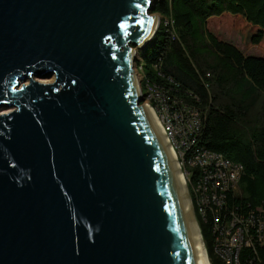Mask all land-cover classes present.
Listing matches in <instances>:
<instances>
[{
    "label": "water",
    "instance_id": "obj_1",
    "mask_svg": "<svg viewBox=\"0 0 264 264\" xmlns=\"http://www.w3.org/2000/svg\"><path fill=\"white\" fill-rule=\"evenodd\" d=\"M158 1L0 0V264H194L137 73Z\"/></svg>",
    "mask_w": 264,
    "mask_h": 264
},
{
    "label": "trees",
    "instance_id": "obj_2",
    "mask_svg": "<svg viewBox=\"0 0 264 264\" xmlns=\"http://www.w3.org/2000/svg\"><path fill=\"white\" fill-rule=\"evenodd\" d=\"M155 14L163 21L136 64L143 94L158 88L169 103L177 99L201 113L200 146L244 168L239 191L228 195L227 212L259 216L264 211V57L220 40L213 23L231 15L230 28L240 30L246 48L264 47V0H160ZM196 217L211 264H225L215 250L211 219ZM254 240L253 248L242 250L241 264H264V245Z\"/></svg>",
    "mask_w": 264,
    "mask_h": 264
},
{
    "label": "built area",
    "instance_id": "obj_3",
    "mask_svg": "<svg viewBox=\"0 0 264 264\" xmlns=\"http://www.w3.org/2000/svg\"><path fill=\"white\" fill-rule=\"evenodd\" d=\"M140 71L138 67L142 90ZM144 96L186 178L192 209L204 222L211 219L217 255L225 264H241L242 250L253 248L255 237L264 245V211L248 218L227 212L228 195L239 191L243 166L200 146L203 119L199 111L177 99L169 103L158 88L149 89Z\"/></svg>",
    "mask_w": 264,
    "mask_h": 264
},
{
    "label": "bare ground",
    "instance_id": "obj_4",
    "mask_svg": "<svg viewBox=\"0 0 264 264\" xmlns=\"http://www.w3.org/2000/svg\"><path fill=\"white\" fill-rule=\"evenodd\" d=\"M158 20H156V23ZM55 79V78H54ZM41 85H49L45 82H40ZM145 114L148 118L150 125H152L156 131L160 134L161 138L165 140L164 134L162 133V126L159 124L158 120L156 119V115L154 111L150 109V107L145 108ZM166 142V140H165ZM167 143V142H166ZM167 157L174 163V167L177 171L176 179L180 188L181 195L184 196L187 194V181L183 173L181 172L177 160L176 155L173 153L171 148L167 145ZM188 203V202H187ZM189 206V205H188ZM200 226L199 223L191 225L190 227V236L193 243V254H194V264H210L209 258L207 255V249L203 244L201 233H200Z\"/></svg>",
    "mask_w": 264,
    "mask_h": 264
},
{
    "label": "rangeland",
    "instance_id": "obj_5",
    "mask_svg": "<svg viewBox=\"0 0 264 264\" xmlns=\"http://www.w3.org/2000/svg\"><path fill=\"white\" fill-rule=\"evenodd\" d=\"M155 16L159 17V19H160L159 23L161 24L163 21L162 17L159 14H156ZM225 16H223L221 18H215L216 21H214L213 24L217 25V29L214 31L216 36L222 41L229 42V43L236 45L246 55L253 54V55H262L264 57V47L260 46V47H253L251 49H248L244 46V44L242 42V36H241L240 30L238 28L236 30H232V28H230V24L228 23L230 18H235V17H233L231 15H228L230 17H225ZM139 59H140V57L138 55V60ZM141 62L143 63V60ZM139 79H140V77H139ZM36 81L41 82V83L45 82V83H48L49 85L50 84L53 85L55 83V79L53 77H50V73H45L43 75L38 76L36 78ZM27 84H29V83H27ZM12 110L13 109H9V110L4 111L2 113H8ZM156 119L158 120L157 116H156ZM158 122H159V120H158ZM159 124H160V122H159ZM162 133H163V130H162ZM195 214H196V210H195ZM207 254H208V252H207ZM209 262H210V260H209ZM210 264H211V262H210Z\"/></svg>",
    "mask_w": 264,
    "mask_h": 264
},
{
    "label": "snow or ice",
    "instance_id": "obj_6",
    "mask_svg": "<svg viewBox=\"0 0 264 264\" xmlns=\"http://www.w3.org/2000/svg\"><path fill=\"white\" fill-rule=\"evenodd\" d=\"M121 27H122V28H124V27H125V25H123V24H122V25H121Z\"/></svg>",
    "mask_w": 264,
    "mask_h": 264
}]
</instances>
